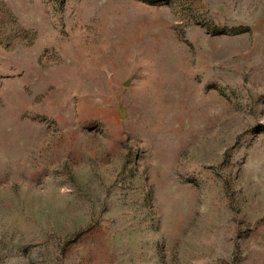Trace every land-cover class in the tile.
I'll use <instances>...</instances> for the list:
<instances>
[{
    "label": "rangeland",
    "instance_id": "obj_1",
    "mask_svg": "<svg viewBox=\"0 0 264 264\" xmlns=\"http://www.w3.org/2000/svg\"><path fill=\"white\" fill-rule=\"evenodd\" d=\"M0 264H264V0H0Z\"/></svg>",
    "mask_w": 264,
    "mask_h": 264
}]
</instances>
